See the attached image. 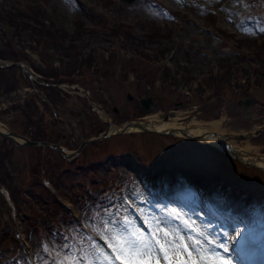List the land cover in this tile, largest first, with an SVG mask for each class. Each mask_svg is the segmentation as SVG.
Here are the masks:
<instances>
[{"label":"rangeland","instance_id":"374dc122","mask_svg":"<svg viewBox=\"0 0 264 264\" xmlns=\"http://www.w3.org/2000/svg\"><path fill=\"white\" fill-rule=\"evenodd\" d=\"M47 1L54 13L46 23L56 35L41 37L44 45L39 46L41 38L33 37L20 23L9 28L0 19V50L13 41L24 56L18 63L40 76L34 79L25 73L17 89L8 91L19 68L1 75L0 123L7 128L35 135L33 104L38 97L33 84L37 89L38 80L51 70L65 78L73 69L84 74L85 79L78 76L73 83L79 90L64 85V101L52 104L54 113L43 106L40 110L45 120L50 118L48 139L60 140L71 150L97 134L87 123L96 115L104 131L108 129L104 111L111 124L119 127L141 117L163 123L166 115L175 125L190 124L193 119L197 123L218 120L223 133L237 137L264 126V60L260 56L264 52L259 50L264 40L260 30L264 0ZM7 2H0V13ZM78 2L87 8L80 10ZM92 11L108 22L106 27L96 26V20L85 16ZM117 26L120 35L113 37L110 30ZM63 28L66 34L59 36ZM127 30L135 36L148 32L152 40L139 46L137 39L124 38ZM159 30L171 32L172 37L159 42L167 48L160 60L156 56L162 47L153 38ZM242 54H246L244 60ZM142 73L144 83L137 79ZM221 79L217 86H225L223 92L207 84ZM151 80L155 86L149 85ZM85 86L103 98L104 106L92 100L96 112L87 108ZM128 92L135 97L132 101L127 99ZM244 96L252 98L251 104L238 103ZM147 97L154 100L149 111L140 104ZM51 119L55 123L50 126ZM248 139L253 151L264 152V132ZM30 149L0 139V197L5 206L0 208V264H24L31 259L11 240L16 232L32 242L42 261L46 257L38 242L90 235L108 251L107 241L93 227L130 220L149 231L154 219L166 221L173 210L221 242L234 237L238 227L242 235L230 240L233 264H264V172L224 156L215 147L172 135L130 131L87 143L71 161L52 153L49 168L43 175L38 172L39 177L29 170ZM45 180L51 184L48 189ZM214 204L240 211L237 217L226 218L217 215ZM75 214L82 228L73 221ZM175 223L183 228L182 221Z\"/></svg>","mask_w":264,"mask_h":264},{"label":"snow or ice","instance_id":"6c2138e0","mask_svg":"<svg viewBox=\"0 0 264 264\" xmlns=\"http://www.w3.org/2000/svg\"><path fill=\"white\" fill-rule=\"evenodd\" d=\"M169 216L166 221L154 219L149 231L130 220L93 227L107 241L110 253L90 235L76 234L64 237L61 242H38L46 258L41 261L37 252L36 264H233L230 240L242 235L238 227L234 237L221 242L211 238L206 230L192 227L193 222L184 219L177 210ZM175 221H182L183 228ZM24 264H31V260L26 259Z\"/></svg>","mask_w":264,"mask_h":264},{"label":"trees","instance_id":"16d2710c","mask_svg":"<svg viewBox=\"0 0 264 264\" xmlns=\"http://www.w3.org/2000/svg\"><path fill=\"white\" fill-rule=\"evenodd\" d=\"M18 3H19V0H8L7 3H4L1 6V7L6 6V8L3 9L0 13V19L3 21V23L5 25H7L9 28H13V27H15V25L17 23H20L21 28L30 29L32 36L35 38H38V37L39 38H41V37H43V38L47 37L48 38V36L51 37V36L56 35V33L49 31V29H51L50 25H48L46 23L48 21V19H50V13H54V10L52 8H50V5H48L47 0H35L34 2H27L23 6L24 7L23 9L18 7ZM9 6H10V8H9ZM97 23L103 24L106 27L108 22L103 18L99 19V17H97L95 25H97ZM78 26H83V22H79ZM58 32H60L59 36H61V35L64 36L66 34L64 29L62 30V32L61 31H58ZM120 32H121V27L117 26L116 28H113L110 30V35L113 37H117L120 35ZM123 33H124V38L127 41L131 42V39H137L138 42L140 41V43H137V45H139V46L140 45L143 46V44L147 43L148 41L151 42V40H152V34H149L148 32H146V34L143 33L141 36H135L132 32H130L128 30L123 32ZM13 37L14 36H12V38ZM153 38L156 40V44H157V43L162 42L164 40H167V42H169L172 37H171V32L169 33L167 31L164 32L163 30H159L157 35H155ZM40 40H42V38ZM40 40L38 41L40 43V45L46 44L45 41H43V40L40 41ZM14 44L15 43L13 41H8V43L5 46V49L0 50V57L6 58V59H11V60H17V61L24 59V56L20 53L19 50H17L15 48ZM159 44H161L160 47H162V48H160L158 50L156 59L160 60L161 54L163 52L165 54V51H167V48H166V45H164V43H159ZM261 44H264V40L261 42ZM261 44L259 45V50L264 52V47H261ZM72 56H74V55L72 54ZM243 59H245L244 55L241 56V60H243ZM263 60H264V58H263ZM13 68H15V70H16V67H12L9 69H0V77L3 74V72L12 70ZM225 69L226 68H224V70ZM165 70L166 69H164L163 71H165ZM72 73H74L73 70L68 72V74H72ZM125 74H124V78H125ZM163 75H165L164 72H163ZM45 76L53 78L54 81L60 80V75H58L57 72H55L53 70L49 71ZM165 77H169V76H167V74H166ZM13 78H14L13 86L11 85L10 90L8 88V91H12L13 89H17L18 85L20 84L19 79L17 77V73L14 72ZM145 78H146L145 73L137 75V79H138V81L140 80L141 83H144ZM226 79H228V78H226ZM149 85L155 86V82L153 80H151V82H149ZM43 88H44L45 93L48 95L49 100L51 102H53L54 104H59V103H62L64 101L63 100L64 99L63 94H66V93L63 90H61L60 88L45 87V86ZM215 88L219 89V86H216ZM0 92L2 93V91H0ZM46 106H47V108L51 109L48 104H46ZM33 136L36 137L35 135H33ZM40 138H44V135L41 136ZM31 149L35 150V148H33V147H31ZM31 152H32L31 157L34 160L33 150ZM10 153H11V150H10ZM44 162L45 161H44V158L42 157V155H40L39 159H35L32 162L31 173H34L33 174L34 176H36V172L40 171V167L44 165ZM0 204H2V200L0 201ZM1 241H3V240H1ZM0 251H1V249H0ZM0 261H1V257H0Z\"/></svg>","mask_w":264,"mask_h":264},{"label":"water","instance_id":"95a60500","mask_svg":"<svg viewBox=\"0 0 264 264\" xmlns=\"http://www.w3.org/2000/svg\"><path fill=\"white\" fill-rule=\"evenodd\" d=\"M128 2H133L134 0H127ZM7 63L6 62H1L0 61V66H6ZM129 98L131 99L132 96L129 94ZM250 100L247 101V103H249ZM152 103V99L148 98V99H143L142 100V104L145 106L146 109H150V104ZM167 119V117L165 118ZM154 125H152V123H143L140 121H131L126 123L123 127H119L114 129L113 132H110L109 130L105 131V132H101L98 136L94 137V138H90L85 140L80 147L75 150L70 152V154L67 153V150L65 148H63L61 145L58 144H50L48 142H41V141H32L29 140L28 138L23 137L22 135L18 134L15 131L12 130H6V131H1L0 133H2L4 136H7L11 139H23L24 143L27 145H46V146H50L52 148H57L59 149L67 158H71L76 156L77 154H79L83 147L89 143L92 142L94 140H101V139H105V138H109L111 136L117 135V134H125L128 133L130 131H147V132H152V133H158V134H172V135H178V136H183V137H187V138H194L196 140H200L203 143H206L208 145H211L223 152H225L226 154L230 155L231 157H233L234 159L244 163L247 166L250 167H255V168H260V169H264L263 166H260L256 163L253 162H248L244 159L241 158V154H240V149L234 148L231 144H229L225 137L217 132H202V133H195L192 132L190 129L187 128H172L169 131L167 130H158L156 129L157 127H155ZM262 132L261 130H259L256 133H260ZM217 136L220 138V140L218 141V143H213L210 142V137H214ZM240 139H244L245 136L244 135H240L239 137Z\"/></svg>","mask_w":264,"mask_h":264},{"label":"bare ground","instance_id":"6f19581e","mask_svg":"<svg viewBox=\"0 0 264 264\" xmlns=\"http://www.w3.org/2000/svg\"><path fill=\"white\" fill-rule=\"evenodd\" d=\"M149 122H151L152 125L158 127V128H156L158 130H167L168 131V129H161V127H163V126H167V127L174 126V124H163V125H161V124L157 123L155 120H149ZM189 126H194V128L191 127V129H192V132H195V133H202L204 129L214 130V131H218L220 133H223V131L221 129V122L218 120H215L212 122H207V123H201V122L197 123L193 119ZM232 140L237 141V139H235V135L232 138ZM218 141H219V137H217V136L210 137V142L218 143ZM250 141H251L250 139L242 140L241 141V143L243 144L242 147H240L239 145H236V144H234V145L239 147V149L241 151L240 154L242 155L241 156L242 159H244L248 162L263 164V167H264V154H260V153H257L256 151H253L252 150L253 146H251ZM206 195H208V194L206 193ZM230 211H233V210H230ZM238 211H240V210H236L233 212L237 213Z\"/></svg>","mask_w":264,"mask_h":264},{"label":"flooded vegetation","instance_id":"af4514ba","mask_svg":"<svg viewBox=\"0 0 264 264\" xmlns=\"http://www.w3.org/2000/svg\"><path fill=\"white\" fill-rule=\"evenodd\" d=\"M41 123H42V119H41V116H40V113L37 111L36 112V116H35V126H34V129H35V136L38 137L39 139L41 140H49L51 142H56V143H59V144H62L60 143V140L58 141H54L52 139H44V138H50V131H49V128H46V129H43L42 126H41ZM92 127V130L95 128V125L92 124L91 125ZM98 129L97 132H99L102 128V126L100 124H98ZM44 135V138H40L41 136ZM188 141H194V140H188ZM224 156H227L226 154L223 153ZM230 158V157H229Z\"/></svg>","mask_w":264,"mask_h":264}]
</instances>
